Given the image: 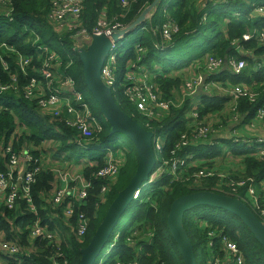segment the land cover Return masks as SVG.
<instances>
[{
	"label": "trees",
	"instance_id": "trees-1",
	"mask_svg": "<svg viewBox=\"0 0 264 264\" xmlns=\"http://www.w3.org/2000/svg\"><path fill=\"white\" fill-rule=\"evenodd\" d=\"M152 2L153 0H136L125 10L120 6V0H84L76 32L84 30L91 34L101 17L110 26L115 23L129 26ZM254 2L261 3L263 0H214L207 2L204 7L195 0H162L151 21L144 22L135 30V46L125 47V40L130 36L118 43L117 63H121V69L117 66L115 71L117 84L113 88V96L118 107L142 128L147 130L149 124L150 130L161 136L163 148L161 153L155 155L153 173L163 169L164 163L171 159L182 160L184 164L179 166L176 179L165 171L141 189L139 197L129 205L124 214L129 217L127 226L119 231V223L117 224L95 264H183L167 227L170 206L183 195L201 191L215 192L238 199L249 208L243 201L247 186L264 180V157L257 151L259 147H264V143L252 140L253 146H249L252 148L235 150L236 147L249 145L251 142L243 144L242 141L250 139L238 138L239 142L233 140V143L225 140L224 144L232 150L236 162L239 161V169L234 172L224 171L214 161L202 160L224 155L228 151L218 150L217 147L207 148L209 143L205 141L177 147L181 136L189 130L186 129V113L190 99L186 100L183 107L171 109L162 121L149 122L135 110L125 97L124 90L130 83L126 78L129 72L135 78L146 77L148 84L153 86L154 93L162 100L178 102L179 87L184 80L181 71L184 68L187 69L195 62L202 63L207 56L223 61H244L245 69L242 74L228 76V81L231 86L242 83L258 93V97L253 102L247 98L236 101L237 122L239 121L236 129L240 132L264 102V43L254 38L242 40L244 35L255 28L264 30V20L253 19L257 17L253 14ZM51 4L52 0H0V88L8 87L7 92L0 93V175H8L11 158L18 155L26 144L34 145V149L30 151L33 158L31 171L39 169L34 174V182L30 187V204L18 199L11 210L5 204L0 206V233L4 238L18 241L24 248H28L30 244L33 246L30 254L2 257V261H7V264H78L80 251L88 245L117 194L133 177L138 162L136 151L126 137L110 135L109 124L103 119L96 102H92L94 99L84 84L82 65L76 52V32L58 33L54 29L48 22ZM168 21L178 26V33L173 35L172 41L164 49H159L157 45L161 42L160 32L155 34L151 29H161ZM195 38L202 42L194 41L193 47L186 43V47L189 51L199 49L198 54L187 57L186 64H183L184 60L178 61L172 57L171 51L181 42L193 41ZM178 53L181 54L180 51ZM52 55L55 58L50 61L49 57ZM2 62L6 64L7 70L3 69ZM48 62L56 67L49 69L51 72L74 79L75 90L84 95L91 116L100 122L102 131L81 145L79 133L67 125L66 112L59 117L54 116L38 107L37 100L26 96L25 89L31 80L42 81L41 74L36 70L43 69ZM257 66L261 67L253 71ZM204 73L208 77V72ZM176 74L180 76L177 77ZM225 102L226 99L221 96L204 97V107L197 110L201 115L200 120L210 114H221L226 110ZM227 121L228 115H222L221 124L225 125ZM22 127L24 129L20 133ZM47 144L56 147L59 154L81 163L78 165L79 172L90 183L83 205L72 200L73 215L68 226L62 225L59 218H52L54 215H61L62 208L55 209L51 206L49 201L54 187L53 174L42 170L39 163L47 156ZM82 145L87 150L81 148ZM8 147L12 148L10 152ZM99 147L112 151L107 155L102 151L95 155ZM109 160L119 164L114 180L99 176ZM200 171L213 172V176L199 178ZM220 175H225L226 179H221ZM230 179L249 182L246 187L234 193L223 186ZM104 187L109 188L105 198L101 196ZM9 193L7 190L5 196ZM102 198L105 199L104 202L101 201ZM81 214L88 220V230L85 237L79 240L76 237V226ZM254 215L259 219L255 213ZM36 221L47 226L51 232L59 225L64 230V234L59 235V243L55 238L52 243L47 239H36L29 243L28 227ZM262 221L264 223V218ZM183 224L197 264H212L215 259L224 260L225 252L221 245L223 237L236 244L243 255L244 264H264L260 245L243 223L228 212L197 207L185 213ZM210 234L214 236L210 237ZM209 244L214 245L211 251L208 250ZM117 256L120 260L116 261Z\"/></svg>",
	"mask_w": 264,
	"mask_h": 264
},
{
	"label": "built area",
	"instance_id": "built-area-1",
	"mask_svg": "<svg viewBox=\"0 0 264 264\" xmlns=\"http://www.w3.org/2000/svg\"><path fill=\"white\" fill-rule=\"evenodd\" d=\"M136 0H120V6L127 10L130 3L135 2ZM197 4L204 7L206 2H213L214 0H195ZM84 0H52L50 6V13L48 15V22L54 27L58 33H63L65 31H73L80 25V16L83 10ZM253 13L255 16L264 18V4L254 5L253 4ZM150 17V16H149ZM151 20V18H150ZM126 28L119 23H115L110 26L103 17L98 20L97 27L93 30L91 34H87L84 30L76 32V39L78 40L77 48H83L82 46H89L93 36H110L111 33L115 30H122ZM158 34L160 32L161 42L157 45V48L164 49L169 42L172 41L173 35L178 33V26L175 23L168 21L162 25L161 29L157 28L152 30ZM255 40L264 43V31L253 32L243 36L244 41H248L252 38ZM77 49V50H78ZM119 46L115 45L102 69V80L105 84L111 88L114 92V86L117 84L115 71L117 69L118 62V51ZM55 58L54 55L49 57L50 61H53ZM225 61L220 58L213 56H208L202 63L195 62L193 63L192 68L195 72H200L195 79H191L189 82L183 84L181 96L177 99L178 102L173 100L164 101L158 95L154 93L153 86L149 85L146 77L135 78L129 72L126 75V78L130 81L125 87L124 95L129 102L134 106L135 110L143 115L149 122H160L162 121L171 111V109H179L184 106L187 99H190L189 108H191L195 103L192 99L196 94L203 93L207 98H213L215 96L224 95L225 97L232 99L233 102L240 98H247L250 102H253L257 97L258 93L252 91L251 88L242 85L236 84L231 86L227 80L224 83L216 82L221 80H215V82H208L205 80L204 72L209 74L216 71L223 66ZM4 70H7V66L4 62L1 63ZM25 65V64H24ZM227 65L229 68V73L231 76H239L245 69V62L238 61L236 59L227 60ZM190 66V67H191ZM55 68L51 62L46 63L43 66V69L36 70L37 73L41 74L42 81H36L35 79L31 80L30 84L25 89L26 96L28 98H34L37 100V105L44 112L53 114L54 116L59 117L63 112L67 114V125L71 129L76 130L79 133V145L82 142H87L88 139H91L94 135L99 134L102 129L100 122L97 118L91 116L89 112V105L85 101V97L82 93H79L75 90V84L73 78H64L63 76L51 72L49 69ZM7 92L8 87H1V92ZM218 92V93H215ZM215 93L217 95H211L210 93ZM185 96V97H183ZM197 107V106H196ZM188 108V109H189ZM196 109V108H195ZM195 112L192 107L186 113V128L189 127L188 132L184 133L181 136V141L177 147H187L188 145H195L198 142H209L210 139V126L204 123L203 120H195ZM194 118H191L193 117ZM191 118V120H190ZM256 119L260 122L261 126L264 129V102L256 111ZM147 131L153 133V149L156 153L159 154L162 152L163 142L160 135H156L148 124ZM236 142H239V139H235ZM258 142L264 143V138H258ZM243 142H251V140H243ZM12 148H7L8 152ZM260 154L264 157V150H259ZM173 154V153H172ZM116 157H113V159ZM50 158L48 156L43 157L39 163L41 164L42 170L47 169L53 174L54 187L53 192L50 194V204L55 209L62 208L61 215H57V218L64 225L68 226L70 218L73 215L72 200L84 204L87 196L88 189L90 188V183L80 174L79 167L76 170L78 176L75 177H62L59 172L61 170L55 166L48 164ZM22 162L23 164H20ZM33 158L30 156V150L23 154H18L11 158L8 175H0V203L5 204L8 209L14 208V202L16 200H26L28 204L31 203L30 199V187L34 182V174L39 171L35 169L31 171V164ZM38 162V161H37ZM68 162V161H67ZM73 164V162H70ZM184 162L179 159H171L170 162L164 163V168L159 169L157 172L151 174L150 181H153L157 176L165 173L167 171L175 179L178 175V168L182 166ZM75 166V165H74ZM76 167V166H75ZM119 169V164L114 163L109 160L107 167L104 168L100 173V177H106L109 180H114ZM199 178H209L213 176V172H204L200 171L198 173ZM221 179H226L225 175H220ZM249 180H233L230 179L228 182L224 183L223 186L231 189L233 192L237 193L239 189L246 187ZM260 186H263L260 183ZM9 190V195L5 196V192ZM109 188L104 187L101 190V196L105 198ZM102 198L101 201L104 202L105 199ZM243 201L247 203L249 209L255 213L259 219L262 221L264 218V199H261V195L257 192L253 184L247 186L246 194L243 198ZM63 206V207H62ZM263 222V221H262ZM88 230V220L83 214L78 216L77 226H76V237L79 240H82ZM29 236L28 241H34L36 239H47L53 242L59 243V235L56 231L51 232L47 227L42 226L40 221H36L30 227H28ZM0 254L5 258H13L19 254H30L33 251V246L30 244L28 248L17 243L18 241H8L4 238L2 233H0ZM213 234H210V237H213ZM118 238V235L116 236ZM114 245V244H113ZM110 247L109 251L113 247ZM222 250L225 252V257L223 261L215 259L212 264H244V258L242 253L239 251L235 243L229 241L226 237H223L221 240ZM213 244H209L208 250L211 251ZM108 251V252H109ZM119 259H116V261ZM0 264H7L6 262L0 259ZM117 264H120L119 262Z\"/></svg>",
	"mask_w": 264,
	"mask_h": 264
},
{
	"label": "water",
	"instance_id": "water-1",
	"mask_svg": "<svg viewBox=\"0 0 264 264\" xmlns=\"http://www.w3.org/2000/svg\"><path fill=\"white\" fill-rule=\"evenodd\" d=\"M162 0L153 2L143 10L138 18L122 30L111 35L93 36L87 48L78 49L77 55L82 65L84 84L98 105L103 119L110 126V135H122L133 145L138 162L135 173L127 186L121 190L108 207L104 218L97 227L88 245L80 251L78 264H95L109 242L114 230L133 203L141 189L148 183L155 168L156 156L153 149V133L142 128L132 117L123 112L115 102L113 92L102 80V69L112 48L125 37L135 33L137 27L155 15ZM153 13V14H152ZM220 209L237 217L249 230L264 254V223L240 200L215 192H195L177 198L167 216V227L177 246L183 264H197L194 249L184 228V215L197 207Z\"/></svg>",
	"mask_w": 264,
	"mask_h": 264
},
{
	"label": "crops",
	"instance_id": "crops-1",
	"mask_svg": "<svg viewBox=\"0 0 264 264\" xmlns=\"http://www.w3.org/2000/svg\"><path fill=\"white\" fill-rule=\"evenodd\" d=\"M223 1V0H221ZM254 5H259L260 3L259 2H254L253 3ZM202 6V5H200ZM189 67L186 69L184 68L182 71V73H185L184 74V80H183V84H185L186 82H189L191 79H195L197 77V75L200 73V72H195V73H192L189 71ZM229 71V68H228V65H224L222 66V68H220L218 71L215 72V74H217L218 77H226L227 75V81L229 80L228 76L230 77V73L228 72ZM214 74V75H215ZM205 75V73H204ZM221 75H224V76H221ZM140 77H138L137 79H139ZM242 84V83H241ZM243 85V84H242ZM204 97H207L205 94L203 93H199V94H196L192 99L194 100V105L192 106L194 108V111L195 112H198L197 110L200 108V107H204L203 105V99ZM217 97V96H216ZM221 98H225L226 99V102L224 105H226V110L224 111V113L226 115H228V121L226 122L225 125L221 124V121H222V114H210L208 117L202 119L205 123V120L208 124H210V130H211V135H210V140H209V146L207 148H213V147H217L218 150H221V149H224L226 151H228L227 153H224V155H217V156H214L213 158L210 157V158H204L202 160V162H210V161H214L215 164L217 163V165H220L222 167V169L224 171H237L239 169V161L236 162V157H234V154L232 152V150L228 149V145L224 144V141L225 140H229L230 142H234L233 140L234 137L236 138H244V139H250L251 140V143L249 144V142H243V144H246L248 143L249 145H244L247 150L249 148H252V147H249L250 145L253 146V141L252 140H257L260 136L259 133H257L256 135L254 136H239L237 134V131L239 132V130L236 129V127L238 126L239 124V121L238 122H231L233 120V118L236 116L237 117V114H236V104L235 102L232 101V99H229L227 97H225L224 95H221ZM197 106V107H196ZM231 106V107H229ZM233 106V107H232ZM191 107V108H192ZM229 107V108H228ZM189 108L187 110V112L191 109ZM196 108V109H195ZM228 108V109H227ZM256 116V114H255ZM249 123L248 124H245L243 125V127H246L247 129L246 130H243V132L245 134H250V133H253L255 132L257 129H260L263 131V129H261L260 127V122H258L257 119H255V117H253V119H250L248 121ZM24 129V127L21 128L20 130V133L21 131ZM186 129H189V127H187ZM220 129H223V130H220ZM258 142V141H257ZM260 143V142H258ZM81 148H83L84 150H87V147L86 146H80ZM30 150L32 151L34 149V145L33 144H26L22 150L20 151L19 154H23L25 153L26 151ZM263 151L264 150V147H259L257 149V151ZM46 151H47V156L50 158V161L48 164L52 165V166H55L57 167L59 163H61V161H68V162H74L78 165H81V163H79L78 161L76 160H71V159H67L66 155L64 154H59L58 153V149L56 147H54L53 145L51 144H47V148H46ZM102 152H105L104 155H107V153L111 152L112 150L111 149H106L104 148V150H101ZM226 155L228 156H231L235 161H230V164L226 161ZM65 159V160H63ZM233 162H236L233 163ZM20 164H23L22 162H20ZM75 167V166H74ZM47 170V169H45ZM262 183L263 186H260ZM255 189L257 190V192L261 195V199H264V180H261L259 181L257 184H253ZM4 204L3 203H0V206H2ZM23 212V211H21ZM52 218L54 220L58 219L57 218V215H54L52 216ZM61 222V221H60ZM62 225L63 222H61ZM47 227V226H45ZM48 228V227H47ZM49 229V228H48ZM54 231H56V233L58 234H64V230L62 228H60L59 225H56ZM3 235V234H2ZM4 236V235H3ZM1 238V236H0ZM4 257L0 254V259ZM5 258V257H4ZM2 260V259H1ZM7 262V261H6Z\"/></svg>",
	"mask_w": 264,
	"mask_h": 264
},
{
	"label": "rangeland",
	"instance_id": "rangeland-1",
	"mask_svg": "<svg viewBox=\"0 0 264 264\" xmlns=\"http://www.w3.org/2000/svg\"><path fill=\"white\" fill-rule=\"evenodd\" d=\"M206 4H207V2H206ZM153 14V13H152ZM152 16V15H151ZM151 16H150V18H151ZM150 18L148 19V20H146V22H150ZM125 27H127V26H125ZM155 29H157V27H153L152 29H151V31L152 30H155ZM155 34H157V32L155 31ZM135 35H136V33L135 34H133L132 36H130L128 39H127V41H125V47H130V46H135L136 45V42H137V39H136V37H135ZM254 39H256L255 37H254ZM251 40V39H250ZM189 41V40H188ZM185 41V42H181V44L179 45V46H177L173 51H171V55H172V57L173 58H175L176 60H184V62H183V64H186V58L188 57H192V56H194V55H196V54H198V51H199V49L198 50H196V51H189V50H187V44H189V47H193L194 45H195V43H194V41L195 42H197V43H201L202 41H198L196 38L195 39H193V41ZM192 42V43H191ZM187 43V44H186ZM188 47V48H189ZM181 52V54L180 53H178V52ZM186 51V52H185ZM117 66L119 67V69H121V63L119 64V63H117ZM261 67V66H260ZM260 67H254V70L253 71H255V69H259ZM190 69H189V71L190 72H192V73H194V70H193V68H192V66L191 67H189ZM220 68H222V67H220ZM219 68V69H220ZM219 69H217L216 71H218ZM216 71H214V72H212L211 74H209V77H207V75L205 74V80H209L208 82H215V80L216 79H218L219 77V75L217 76V74H215V72ZM181 72H183V71H181ZM183 74H185V73H183ZM215 74V75H214ZM176 76L177 77H179L180 76V74H176ZM184 77V76H183ZM216 82H220V83H224L225 84V82H224V79L223 80H221V81H216ZM180 88V94L177 96V97H180L181 96V92H182V87H179ZM215 93H218V92H216L215 91ZM215 93L213 92V93H210L211 95H215ZM183 97H185V96H183ZM87 99H88V101H90L89 100V97H88V95H87ZM92 100V99H91ZM92 102H94V104H95V101H92ZM225 106V108H226V105H224ZM91 107H93V106H91ZM229 107H231V106H229ZM228 107V108H229ZM233 107V106H232ZM227 108V109H228ZM222 115H225V113H224V111L221 113ZM195 120H197V119H201L200 117H201V115H200V112H197V113H195ZM255 117V119H256V116H254ZM191 118H194V116L193 117H191ZM191 118H190V120H191ZM231 122H237V117L235 116L234 118H233V120L231 121ZM259 122V121H258ZM205 124H207L208 126H210V124H208L207 122H206V120H205ZM260 127H261V129H263V127L260 125ZM247 128L246 127H243V129L240 131V132H238L237 131V134L239 135V136H254V135H256L257 133H259V132H261L260 134H259V138H261V139H263L264 138V129H263V131L262 130H260V129H257L255 132H253V133H250V134H245L244 132H243V130H246ZM220 130H223V129H220ZM98 135V134H97ZM234 139H238V138H236V137H234ZM239 139H244V138H239ZM247 148L245 147V146H239V147H236L235 148V150H246ZM98 151H96L94 154L95 155H98L100 152H101V150H104V147H99V149H97ZM86 156H88V154L86 155ZM67 159H70L69 157H66ZM63 160H65V159H63ZM87 160V159H86ZM226 161L230 164V161H235L231 156H228V155H226ZM233 163H235L236 164V162H233ZM73 164L76 166V167H74V165H72V163H70V162H67V161H61V163H59L58 164V168L61 170V172H59L58 174H60L62 177H68V176H70L71 175V177H75V176H78L77 175V169H78V164H76V163H74L73 162ZM217 164V163H216ZM192 166H193V164H192ZM217 190H219V188H217ZM231 190V189H230ZM232 191V190H231ZM233 192V191H232ZM235 193V192H234ZM194 219H196V218H194ZM128 222H129V217L128 216H126V215H124L122 218H121V220H120V222H119V228H118V230L119 231H121L122 229H124L126 226H127V224H128Z\"/></svg>",
	"mask_w": 264,
	"mask_h": 264
},
{
	"label": "clouds",
	"instance_id": "clouds-1",
	"mask_svg": "<svg viewBox=\"0 0 264 264\" xmlns=\"http://www.w3.org/2000/svg\"><path fill=\"white\" fill-rule=\"evenodd\" d=\"M262 4H264V0H263V2H261L259 5H262ZM254 14V13H253ZM153 18V17H152ZM151 18V19H152ZM253 19H258V20H264V18H260L259 16H257V17H254ZM151 21V20H150ZM261 31H264V30H257L256 28L255 29H253L252 30V32H249L248 34H251V33H253V32H261ZM134 34V33H133ZM133 34H131V35H133ZM131 35H129V36H131ZM247 35V34H246ZM242 40H243V37H242ZM125 41H127V40H125ZM116 45H118V44H116ZM121 46H122V44H120V48H121ZM208 57V56H207ZM206 57V58H207ZM205 58V59H206ZM225 61V65H227V60H224ZM224 65V64H223ZM224 79V81L225 80H227V75H226V77L224 76V77H219L217 80H223ZM229 82V81H228ZM150 132V131H149ZM149 181H150V178H149ZM148 181V183H146L144 186H146L147 184H149L150 182ZM140 194V193H139ZM139 197V196H138ZM137 197V198H138ZM49 230V229H48ZM49 231H51V230H49ZM109 243V242H108ZM116 259H119L120 260V257H116Z\"/></svg>",
	"mask_w": 264,
	"mask_h": 264
}]
</instances>
